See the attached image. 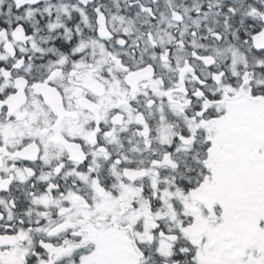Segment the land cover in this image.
<instances>
[{"label":"snow or ice","instance_id":"6c2138e0","mask_svg":"<svg viewBox=\"0 0 264 264\" xmlns=\"http://www.w3.org/2000/svg\"><path fill=\"white\" fill-rule=\"evenodd\" d=\"M0 264H264V0H0Z\"/></svg>","mask_w":264,"mask_h":264}]
</instances>
